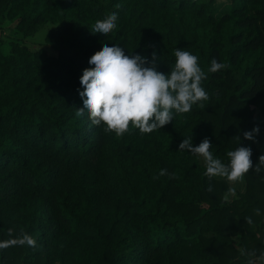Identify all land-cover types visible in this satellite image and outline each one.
<instances>
[{
  "label": "trees",
  "instance_id": "obj_1",
  "mask_svg": "<svg viewBox=\"0 0 264 264\" xmlns=\"http://www.w3.org/2000/svg\"><path fill=\"white\" fill-rule=\"evenodd\" d=\"M5 27L0 264H264V0H0Z\"/></svg>",
  "mask_w": 264,
  "mask_h": 264
},
{
  "label": "rangeland",
  "instance_id": "obj_2",
  "mask_svg": "<svg viewBox=\"0 0 264 264\" xmlns=\"http://www.w3.org/2000/svg\"><path fill=\"white\" fill-rule=\"evenodd\" d=\"M227 1L228 0H217V3L222 6ZM48 28L49 25H45L41 27L33 36L27 38L26 42L28 45H31V47H37L38 45L42 44ZM9 30L10 29L8 27L0 29V40L2 38L4 43H7L6 41L10 38L11 32ZM216 176L218 178L224 179L227 182L228 191L226 194L228 198L234 197L238 192L244 191L245 189V180L243 176L237 173L224 175L220 172H216Z\"/></svg>",
  "mask_w": 264,
  "mask_h": 264
}]
</instances>
